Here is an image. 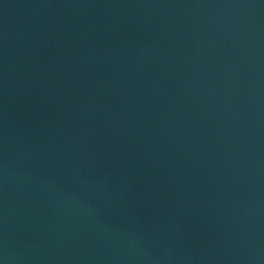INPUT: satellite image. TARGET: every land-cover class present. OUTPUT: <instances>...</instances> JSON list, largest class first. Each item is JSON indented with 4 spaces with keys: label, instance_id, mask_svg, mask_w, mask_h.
<instances>
[{
    "label": "water",
    "instance_id": "obj_1",
    "mask_svg": "<svg viewBox=\"0 0 264 264\" xmlns=\"http://www.w3.org/2000/svg\"><path fill=\"white\" fill-rule=\"evenodd\" d=\"M0 264H264V0H0Z\"/></svg>",
    "mask_w": 264,
    "mask_h": 264
}]
</instances>
